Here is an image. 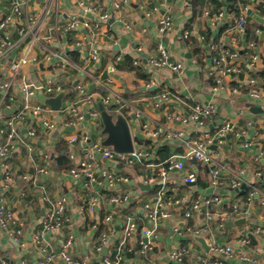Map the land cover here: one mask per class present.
I'll return each instance as SVG.
<instances>
[{
	"label": "crops",
	"instance_id": "crops-1",
	"mask_svg": "<svg viewBox=\"0 0 264 264\" xmlns=\"http://www.w3.org/2000/svg\"><path fill=\"white\" fill-rule=\"evenodd\" d=\"M14 1L20 2L23 15L12 28H8L12 46L0 62V97L3 96L2 102L8 101L4 106L13 108L12 114H16L25 104L41 103L26 95L20 88L23 82H62L66 95L60 110H52L44 104L38 115L28 111L21 121L15 122L17 136L12 139L8 138L11 126L7 125V120L11 117L7 115L10 113L3 112L4 117H0V143L12 144L10 154L4 159L9 178L5 177L0 162V203L13 211L23 232V237L17 241L0 228V264H37L42 253L33 241L36 234H41L43 242L57 254L67 235L73 234L69 253L75 259L86 260L87 264H102V257L111 256L118 247L123 250L124 246L127 250L136 246L137 249L134 256L123 257L122 264H249L241 259L242 253L256 257L257 264H264V204L261 202L264 188V101L252 99L248 93L250 78L255 79V89L264 91V0H237L239 13L247 17L245 28L250 29L247 33H238L234 29L239 14L221 7L219 10L225 13L222 23L227 26L228 36L209 44L204 42L202 31L209 27L215 33L217 26L222 24L214 22L215 12L211 11L216 0H0V18L10 10ZM219 1L225 5V0ZM87 6H93L94 10H88ZM100 13H106L108 17L100 21L96 35L91 36L92 24L99 21ZM162 14L171 17L172 26L161 36L157 27ZM72 15L77 16L79 24L70 31L71 43L65 35L69 31L63 26ZM29 19L34 27L33 34L20 40L17 28L28 25ZM186 31L190 34L184 37ZM222 41L240 54V72L231 81L235 93L229 89L212 90L213 82L208 73L211 68L210 46ZM159 42L172 59L182 62L181 70H157L149 65ZM74 45L80 49L81 58L90 48H97L99 57L93 65L100 71L92 83L96 87L102 86L106 92H76L74 98L68 97V83L80 82L81 73L78 68L73 71L62 67L61 60ZM198 47L204 49V56L196 54ZM251 54H257L259 59L252 62ZM127 57L132 58V68H126ZM21 58L26 62L13 72L11 61ZM111 66H115L114 71ZM105 69L108 76L100 80ZM5 83L8 86L3 88ZM148 83L156 85V89H148ZM160 91H169L170 98L156 106L155 95ZM103 95L110 97V104H105L107 108L127 118L134 151L142 153L133 164L116 163L113 166L117 173L131 176L120 186L119 193L127 194V200L134 203L132 211L126 202L119 206L108 201L101 192L105 186L90 182L83 173L76 177L70 173L73 168L80 169V162L91 154L98 155L92 146L101 144L105 135L101 133L99 115L94 118L87 111H97L96 102ZM193 104H212L214 107V113L205 119L201 129L187 119ZM71 105H76L83 114L81 120H74L69 112ZM253 106L260 109L254 112L251 110ZM132 114L135 118H131ZM170 115L176 118L170 119ZM44 121L52 122L53 127H44ZM225 123L229 124L230 130L207 145L210 163L184 159L183 169L165 168L168 158L180 155L192 140L204 133L214 134ZM159 128L161 131L153 135ZM32 129L35 134L29 136L28 130ZM179 133H182L180 137ZM72 135L77 136L75 142H70ZM81 135L87 140H82ZM245 140H250L252 145L245 146ZM212 145L216 147L211 148ZM162 148L166 152L160 151ZM41 168L46 172H40ZM213 169H217L215 182H212ZM94 171L100 177L99 169ZM189 171L197 174L194 183L183 180ZM146 179L150 181L146 182ZM130 180L147 183L151 190L142 191L136 184H130ZM234 181L245 183L244 192L247 194L241 193L240 187H232ZM252 187L257 191L248 199ZM159 189L164 190L171 217L160 220L157 235L151 239V249L141 254L140 233H133L123 242V226L131 218L139 231L151 227L143 205L153 200ZM44 194L51 198H66L67 222L43 235ZM203 196H219L218 205H238V214L222 223L217 215L208 220L206 210L214 214L221 210L213 205L184 217L183 211L191 201ZM93 197L97 198V204L91 210L88 205ZM109 214L111 220L105 223L104 218ZM240 218H244L245 223L224 227L227 220ZM100 224L104 226L103 232L108 234L103 246L106 254L94 249V230ZM176 228L182 232L179 234ZM242 240L247 243H241ZM213 242L232 245L234 254H211L209 246ZM171 247L186 249L181 261L169 258ZM56 264L66 263L57 256Z\"/></svg>",
	"mask_w": 264,
	"mask_h": 264
},
{
	"label": "built area",
	"instance_id": "built-area-1",
	"mask_svg": "<svg viewBox=\"0 0 264 264\" xmlns=\"http://www.w3.org/2000/svg\"><path fill=\"white\" fill-rule=\"evenodd\" d=\"M118 6L117 4H115ZM88 10H94L93 6H87ZM22 14V8L19 1H14L11 4L10 10L0 18V62H3V58H5L6 51L12 46L10 41V33L8 32V27L10 24H14L17 20L20 19ZM108 15L106 13H100L99 21L94 22L92 24V32L91 36L96 35V31L100 26V21H105ZM225 19V13L223 10H219L215 13L214 22L222 23ZM171 17L166 14H162L158 20L157 32L162 36L167 30H169L172 26ZM247 23V17L243 13H239V15L235 19L234 29L236 32H242L244 30L245 24ZM79 24L76 15H72L69 17L67 22L64 24L63 29L65 31H71L76 28ZM34 27L32 26L30 19L28 25L18 26L17 31L20 35V40H24V38L28 34H33ZM190 32L186 31L184 33V37L189 36ZM78 44V43H77ZM217 48V49H216ZM210 52L213 54L210 56L211 68L209 69V76L212 78V90L217 92L222 89H229L232 93L236 92V88L231 85V81L233 77L236 76L240 72V60H239V52L236 49H230L229 47L224 46V42H220L218 44H211ZM214 50V51H213ZM216 51V53H214ZM99 57V52L96 47L90 48L89 52H87L84 63H88L89 61H97ZM250 59L252 62H255L259 59L257 54H251ZM69 61L68 56L65 54L61 60V65L65 64ZM26 59L21 58L19 60L11 61L10 68L11 70L17 71L20 64L25 63ZM149 65L154 69H168L173 72H177L182 68V62L176 61L171 58L170 53L165 48V46L159 42L157 45V53L154 57H151L149 60ZM80 69V82L78 81L77 87L78 92L83 94L85 92L86 84L84 83V77L87 75V72L84 68ZM111 70H115V66H111ZM255 84V79L250 78L249 80V95L252 99H260L264 101V91L255 89L253 86ZM152 85V83L146 84L147 87ZM8 86L7 83L3 84L2 87L6 88ZM20 88L26 93L28 97L36 98L37 92L42 91L47 96H52L58 93L61 90L60 82H47L44 84H35V83H21ZM3 93L2 95H4ZM2 97H0V117H4L2 111ZM170 98L169 91H160V93L155 95V105L158 106L162 102L168 101ZM102 102L104 104H110V97L108 95L102 96ZM44 104L35 103L34 105L29 106L25 104L13 118L7 120V125L11 126V130L8 133V138H13L17 136L14 125L15 122L21 121L25 114L28 115V111H30L34 115H38L42 109H44ZM6 108L9 109V106L6 105ZM70 114L74 117V120H81L83 118V114L78 110L76 105H71L69 108ZM88 114L94 118L98 117V112L94 109L87 111ZM214 113V107L212 104H193L190 108V113L188 116V120L193 122L196 128L201 129L205 125V119L207 117L212 116ZM170 119H175L176 116L170 115ZM184 119V120H187ZM72 122H67L69 124ZM44 127L52 128L53 123L44 121L42 122ZM228 130H230V126L228 123H225L221 126L214 134L204 133L200 135L198 138L191 141L187 149L177 156H172L165 161V168L171 169H183L184 168V159H195L203 164L210 163L211 157L209 151L207 149V145L213 141L220 139ZM161 131V128L153 132V135H156ZM35 134V130H28V135L33 136ZM182 133L178 134L180 137ZM81 139L86 141L87 137L85 135H81ZM77 140V136L72 135L70 138V142H75ZM245 146H251L252 143L250 140H245ZM94 152L100 154L97 157L94 154H91L90 157L80 162L81 168L76 169L73 168L70 170V173L73 176H80L82 173L86 175L90 182H94L105 186L106 189L110 191L117 192V186L119 184H124L128 181V178L124 175H118L117 171L114 170V164H133L134 160H137L141 157V152H135L129 154L124 153H116L113 151L111 147H105L101 144H93L92 146ZM12 149L11 143H0V162L2 166L3 173L6 178H9V170L7 168L4 159L10 154ZM98 168L100 171V177L97 176L94 169ZM40 172H46L44 168L39 170ZM213 180L215 182V176L217 174V169L212 170ZM197 178V174L195 171H189L183 177V180L186 183L195 182ZM150 181V179L145 180ZM242 184V181H234L231 186L234 188H239ZM257 190L252 187L249 192L248 199L256 192ZM263 198L261 200L262 204H264V188L262 189ZM165 194L163 189H159L153 200L150 202L144 203V208L146 209L148 219L151 221V227L141 228L140 233V253L145 254L149 249H151V239L156 237L157 228L160 220H166L171 217V211L166 207V202L164 200ZM128 198L127 194L115 193V195L111 196L110 200L117 204H124ZM42 199L46 203V213L42 219V233L46 234L48 231H52L55 229H59L65 225L67 222V216L65 214V204L66 198L64 196H59L56 198H51L48 194H44ZM221 198L219 196H203L202 198H196L191 201V203L187 206V208L183 211L184 217H190L193 212L202 210L203 207L213 206L214 204H219ZM97 204V198L93 197L89 200V209L93 210L95 205ZM238 205L232 204L231 212L226 210H218L216 214L210 210H206V216L208 220L214 218L217 215V219L219 222H224L226 219H233L238 214ZM233 217V218H232ZM111 220V215H106L104 218L105 223H109ZM0 228L4 231L8 232L9 235L14 239L19 241L20 238L23 237V232L21 228V223L14 216L12 210H10L4 203H0ZM136 224L131 219L128 218L125 225L123 226V242L127 240L136 230ZM177 232L180 234L182 231L179 228H176ZM108 234L107 232H102L100 237L94 243V249L96 252H100L103 246L106 245ZM147 241H144V239ZM34 244L38 248V250L42 253V257L39 258L37 264H56V258L59 256L63 262L66 264H87L86 260H78L73 258L69 250L73 245L74 236L73 234L67 235V237L62 242L61 250L57 254L53 250L48 248V245L43 242V237L41 234H36L34 236ZM241 243H247L246 240H242ZM117 249H121L118 247ZM209 250L213 255L223 254L225 256H231L234 254V247L228 244H220L217 242H213L209 246ZM186 253V249L184 247H171L169 251V258L178 262L181 261L184 254ZM123 255L117 253L113 257L105 255L102 257V264H122ZM241 259L248 262L249 264H257L258 259L256 257L250 256L246 253L241 254ZM207 264H212L208 262Z\"/></svg>",
	"mask_w": 264,
	"mask_h": 264
},
{
	"label": "trees",
	"instance_id": "trees-1",
	"mask_svg": "<svg viewBox=\"0 0 264 264\" xmlns=\"http://www.w3.org/2000/svg\"><path fill=\"white\" fill-rule=\"evenodd\" d=\"M236 2H237V0H225V5H224V3L222 1L216 0L213 3L214 6H213V9L211 11L216 13V12L219 11V9L221 7H224L229 12H233L235 14H239V8L237 7ZM21 15H23V14H21ZM21 17L22 16H20V18ZM10 27L12 28L13 24H10L8 28H10ZM226 28H227V26L224 23H222L220 26H217V29H216L215 33H213L212 30L209 27L206 28L204 31H202L203 32V37H204V42L205 43L207 42V44H209L210 42H217L221 37L223 39H225V37L228 36V34L226 33ZM243 31H244V33H247V32L250 31V29L248 27H246V28L244 27ZM70 33L71 32L69 30V32H66L65 35H66L67 41L72 43L73 40H72L71 37H69ZM224 46L228 47L226 42H224ZM49 47L53 48V45H49ZM203 50L204 49L202 47H198V48H196L195 52L198 55H203L204 56ZM87 52H89V50ZM87 52H86V54H87ZM66 53H67V56L69 58V61L66 62L65 64H63L62 67L66 68V69L67 68L68 69H73V71H78L79 68L82 67L87 72V75H85V77H84V83L86 84L85 92H102V93L106 92L105 89L102 88V86H97L94 89H90L89 88V85L92 84V82L96 78H98V72L100 70H99L98 66L93 65L94 62H92V61H89L88 65L84 66V58H85L86 54L84 56H82V58H81L80 49H78L77 45H74L72 47V49L68 50ZM214 53H216V51ZM211 54H213V53L209 52V58H210ZM126 60H127L126 68H132V66H133L132 58L127 57ZM116 63L119 66V63H118L117 60H116ZM77 68H78V70H77ZM262 74H264V71H262ZM67 87L70 89V91H68V97L70 99L74 98L75 93L78 92L77 85L73 86V84L69 82ZM3 102L4 103H3V106H2V111L5 112L6 107L4 105L7 104L8 101L6 99ZM121 109L123 111H126V108H124V107H122ZM14 115L15 114L10 113L7 116L9 118L10 117L12 118V117H14ZM160 151L166 152V150L163 149V148ZM118 175H123V174H121V172H120V174L118 173ZM127 178L129 180V178H131V176H127ZM121 185H122V183L119 184V187L117 188L118 189L117 192L110 191V190L106 189L105 187L103 189L101 188L102 189L101 192H103V194L105 195V198L108 199V201H111L110 200L111 196H113V195H115V193L119 192V190H120L119 188H121L120 187ZM252 185H254V184H252ZM244 193H246V192H244ZM126 203L129 206L128 207L129 210L132 211V209L134 207V203L132 201H129V200H127ZM214 205H217V206H215V209H218L217 207H221V210H226L228 212H231V209H232V204H229V205H227V204H222V205L214 204ZM103 230H104V226L101 225V224L99 226H97V228L94 230V237H95L96 240L100 237V235L103 232ZM138 232H139V228H136L134 233H138ZM251 241L253 243V240H251ZM136 249H137V246L135 247V249L131 248L129 250H127V247L124 246L123 250L122 249H116L110 257H113L114 255L119 253V254L123 255L124 257L126 256L127 258H129V257L134 256Z\"/></svg>",
	"mask_w": 264,
	"mask_h": 264
},
{
	"label": "water",
	"instance_id": "water-1",
	"mask_svg": "<svg viewBox=\"0 0 264 264\" xmlns=\"http://www.w3.org/2000/svg\"><path fill=\"white\" fill-rule=\"evenodd\" d=\"M262 3V2H261ZM108 76V70L105 69L102 71L100 75V80L106 79ZM78 83V80H75L73 82V86H76ZM61 90L52 96H47L42 91H38V94L36 95V98L46 106H48L52 110H60L63 106V99L66 95V91L64 88V84L60 82ZM96 86L95 84H90L89 88L94 89ZM148 89L153 90L156 89V85H152L148 87ZM96 109L98 111L100 123L102 125L101 133L104 134V138L101 142V144L105 147H111L113 151L116 153H124L129 154L134 151V145H133V138L130 130V126L128 123L127 118L122 113H116L112 111L110 108H107L105 104L98 100L96 102ZM260 108L253 106L251 108L252 111L257 112ZM14 111L13 108L6 109L5 112L12 113ZM131 118H135L134 114L131 115ZM228 138L229 136L226 135ZM183 138H186L184 136ZM243 138V136H241ZM177 142H181V140H177ZM215 145H212L211 148H215ZM98 157L100 154L97 155ZM130 184H136L138 188L142 191H150L151 186L144 182H134L133 180H130ZM194 183V182H192ZM246 189V184L242 183L240 186V192L243 193ZM239 223H245L244 218H240L237 220H227L224 224V227L232 226L233 224H239ZM243 234H246V231L243 232ZM248 236H251V234L247 233ZM30 239V237H29ZM144 241H147L145 238ZM200 241L204 244L205 248L208 249V246H206L205 242L200 239ZM101 252L103 254H106V249L102 248Z\"/></svg>",
	"mask_w": 264,
	"mask_h": 264
}]
</instances>
